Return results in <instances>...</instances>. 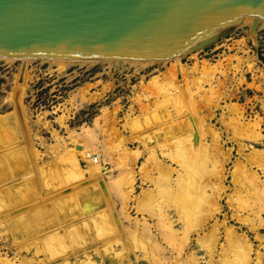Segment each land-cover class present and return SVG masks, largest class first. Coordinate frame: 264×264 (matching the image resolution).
I'll return each instance as SVG.
<instances>
[{
	"label": "rangeland",
	"instance_id": "obj_1",
	"mask_svg": "<svg viewBox=\"0 0 264 264\" xmlns=\"http://www.w3.org/2000/svg\"><path fill=\"white\" fill-rule=\"evenodd\" d=\"M261 19L259 18L256 21L255 34L249 30L251 22L245 18L218 34L214 38L215 40L213 39L194 51L181 54L176 60L169 57V60L166 59L165 61L154 59L143 64L125 61L119 65H116V62L115 64L112 61L101 59L86 61L87 63L75 61L67 63L63 67L64 70L63 68L59 70L55 64H50L40 57H33L26 63V74L28 75L24 80L26 85L23 84L24 82L22 83L23 94L22 92L19 94V86H17L19 80V77H17L18 70L21 68L20 60L0 58V115L8 117L9 125L14 126L11 135L1 134L0 158L4 163L9 162L8 159L11 155L9 151L12 146L18 148L22 144L20 146L26 148L27 141H25V138L27 137L32 146L37 151L42 152L39 165L40 168H43L44 173L35 172L38 184L36 181L31 182L28 185V195L26 197L20 195V199L16 196L19 200L15 199L12 193L13 183L17 181V179H13V177L15 178L13 169H9L6 165L9 167L10 165L6 164L7 169L4 173H0V264H6V262L21 264V261H27L30 258H36L32 264H39L37 260L41 258L45 260V264H50L51 261L46 260L42 254L34 257V250L37 246L43 248L46 245L42 238L47 233H41V230L46 227V224L50 225L54 223V220H56L55 222L58 219L60 220V217L63 216L62 211L67 215L64 216L65 219L62 221V223L65 222L66 232L68 235L73 234L71 236L74 237L69 236L68 241L62 238L63 243L65 242L67 247L70 245H72L71 247L85 245L87 247L85 250L91 255V260L95 261L96 264H110L111 260L107 259L108 261L102 262L99 254L94 253L93 250L97 247L101 250L103 246L106 247V244L109 248H118L121 242L128 239V232H132L134 229H138L134 233L140 232V226L137 225V228L134 224L136 220L140 223L145 220L148 223L150 233L152 235L156 234L153 236L154 240L158 241L159 244L161 242V246H165L163 253L168 255V251H165L169 249L168 243L165 240H160L162 238L159 233L156 214L145 212V210L148 211L149 205H152L150 209L154 210L160 204L159 207L161 206L160 208L168 213V217L172 219L173 227L178 233H181L185 225L183 216L180 217L179 213L177 215L175 206H172V201L169 204L166 202L172 200V196H174L173 193L176 189L174 188L175 176H177V171L182 168V165L181 167L178 165L180 164L179 161L176 162L179 160V157H176L177 152L175 155V149L178 151L176 143L179 140L188 142V146L191 148L192 154L187 158H193V154H197L195 159L199 158L200 154L203 158L205 155H209L207 154L208 150L213 147L209 153L212 154V157L218 158V161L222 162L223 160L222 167H224L221 181L224 189L218 198L219 210L207 218L201 230L188 232V242L187 245H184L182 251L185 253L191 251L195 256H198L197 264H204L207 256L199 243V239H197L196 231L198 234L203 235L216 220L221 237L219 236L220 240L216 245L217 248L211 264H222L221 261H225V257L227 259L226 254L220 253L219 250V242H223L225 238L223 228L225 221L227 226L232 225L239 233L244 232L246 234L254 251L258 250L260 252L264 264V206L260 207V216L249 214L254 217L253 222H243L232 215L234 207L228 203L227 197L228 193H232L233 186L237 185V182L233 180L232 173L235 169L242 168V165L255 171L261 184V181H264V173L254 163L259 155L252 152V149H257L264 155V59H260L257 55L258 51L260 54H264V24H262L264 19ZM178 60L179 63H177ZM194 61H197L196 64ZM177 64L183 65L185 71H177ZM155 75L159 76V83L152 85L150 78ZM159 84H163L165 90L172 85H176L178 90L181 89L182 92L179 93L180 91H178L176 99L165 96L162 98L161 95L156 93V86H159ZM81 88L83 90L86 88L88 95L94 94L96 96L99 94L98 98L82 101L77 94L82 90ZM177 98H181V101L178 99L176 102ZM61 114L65 115L62 122L59 121ZM86 128L91 129L98 140L88 147H91L89 149H93V152H100L98 162L103 164V171H107L104 175L105 178L100 182L101 197L104 199L101 198V202L98 204H100L99 207L104 209L103 213L105 211L107 215L112 216L117 228V230L113 228L111 231L106 229L103 235L98 234L96 230H88V232L85 228H81L79 234L74 230V225L78 224L81 221L80 219L86 218L88 215L95 216V218L99 217L95 214L96 210L80 218L82 216L83 200L79 189L75 188L57 197H54L56 194H53L61 187H66L65 184L67 185L68 181L62 182L65 179L61 177L62 174L60 173V168L68 166V164H62L58 159V155L63 152L61 148L64 146L61 142L56 141L53 132L60 135L66 143L65 146L69 148L80 142L81 138L78 135L76 136V133L84 131V134ZM250 129L256 131V135H252ZM242 130L244 131L243 135ZM213 132L218 134H216V138L212 137ZM118 139L126 148L124 149L126 154L124 150L122 151L126 156L121 152L119 153V149H117L118 152L116 150V152H110L104 147L105 144L114 145ZM113 142L114 144H112ZM215 143L219 144L216 145ZM239 143L244 145L239 146ZM2 147L7 148L1 150ZM88 147L86 146L85 149H88ZM111 148L113 149V147ZM116 154L123 158L117 159ZM108 157H112L117 162L110 163ZM126 160L131 161L130 164H133L132 166L128 165L134 170L135 178L129 195L130 199H127V205L125 204L123 207L126 214H128V218L120 213L122 204L114 193V187L111 186L122 176L123 171L120 174L121 161ZM156 160L160 161L161 167L158 166ZM196 161L198 162V160ZM80 164L82 167H87L83 161ZM34 171L35 169L31 172ZM170 171L171 173L168 174L169 178L171 177L169 187L171 186L172 190L171 188L167 190L172 193L171 195L166 189H162L164 183L161 182L164 175H166L165 172ZM40 174L42 175L41 180L45 178L43 185ZM60 177L62 180H60ZM112 178L114 179L113 183L111 182ZM108 185L109 187H107ZM165 190L170 195V199L167 197L168 194L164 192ZM144 191H147V197L142 196ZM246 195L249 194L246 192ZM155 197L157 201L154 200ZM39 198L41 199L39 200ZM62 199L63 202H61ZM173 199L175 202V196ZM41 200L44 202L43 206L50 209L49 213L51 215L40 214V217L37 216L34 209ZM144 200L146 201L143 202ZM152 200L157 202V205L154 203L149 204ZM235 200L233 204L237 202ZM147 201L149 202L146 203ZM165 203L169 207L164 205ZM145 205L148 209H142ZM105 206L106 208H104ZM138 207H142V211ZM159 207H156L155 210H158ZM84 210L86 209L84 208ZM178 218H182L180 219L181 222ZM27 220L30 221V224L25 227L23 224ZM90 226H92V223ZM107 230H109L108 233ZM59 231L53 228L52 232ZM96 233L99 235L98 237ZM104 234L106 235L104 236ZM95 236L97 239H95ZM102 237L105 240H101ZM84 240L87 241L83 244ZM114 241H116V244ZM110 242L113 243V246H109L111 245ZM137 245H135L137 249L133 245L130 246L132 250L129 251L128 257L133 261L132 264L157 263L153 258H150L152 257L150 253L153 256L156 254L154 248L145 246L147 249L143 248L142 250L141 244ZM183 252L182 258L185 255ZM76 254H79L77 256L78 260L83 258L82 250H79ZM133 254L137 255L136 260H133ZM220 254H222V258ZM142 255H146V258ZM70 256L72 257V255ZM251 256L255 257L253 252ZM71 257H69V260L72 262L73 257ZM218 257H220L219 263L216 262ZM113 258L115 259V257ZM146 259L151 261L149 262ZM166 263L168 264V262ZM173 263L185 264L184 261L180 263L171 261L169 264ZM116 264L119 263L116 262ZM223 264L225 263L223 262ZM249 264L251 263L249 262Z\"/></svg>",
	"mask_w": 264,
	"mask_h": 264
},
{
	"label": "bare ground",
	"instance_id": "obj_2",
	"mask_svg": "<svg viewBox=\"0 0 264 264\" xmlns=\"http://www.w3.org/2000/svg\"><path fill=\"white\" fill-rule=\"evenodd\" d=\"M245 18H247V20H249L250 22L252 21V16L243 15L236 22L238 23V21H240V20L243 21V19H245ZM262 19H264V18H262ZM236 22L234 24H236ZM262 24H264V23L262 22ZM198 48L199 47L194 48L193 50L187 51V53H189L191 51H194V50H196ZM190 54H192V53H190ZM180 55L178 54V55L172 56V57H173L174 60H176L178 58V56H180ZM0 58L8 59V60H13V59L16 58V59L20 60V62H21V66L20 67L21 68H20V70H18L19 73H18L17 77H19L18 78L19 80L17 82V84H18L17 86H19V91H20L19 94H21V92L23 94L24 89L22 91V88H23L22 87L23 86L22 83L24 82L25 77H27V75H28V74H26V71H27L26 63L29 62V60L32 59L33 57H31V56L15 57V56L0 55ZM40 58L42 60L48 61L50 64H55L56 67L59 70L62 69L63 67H65V65L67 63H69V62L77 61V62L81 63V62H86V61L99 60V58L98 59H96V58H69V57H40ZM166 59H168V58H162L161 60L165 61ZM101 60H108V61H112L114 63L116 62L117 64L116 63L115 64L119 65V64H121L122 62H125V61L130 62V63L133 62V63L143 64L146 61H150L151 62L154 59H149V58H102ZM196 62L194 61L195 64H196ZM177 63H179V60H178ZM176 68H177V71H179V72H183V70L185 71L183 65L177 64ZM63 70H64V68H63ZM158 79H159L158 75H155V76L151 77L150 78L151 84L152 85L153 84L157 85V83H159ZM23 84H25V82ZM160 84H159V86H156L157 95L158 94L161 95L162 98H163V96H165L167 98H175L176 99V95H178V91H180L181 89L178 90V87L176 85H172L167 90H165L166 89L165 86L163 84L162 85H160ZM81 89L82 90L80 92H77V94L79 95V98L82 101H88L89 99H92V98L94 99L96 97L98 98V96H99V94H97L96 96L94 94L88 95V92H87L86 88H84V90H83V88H81ZM181 92L182 91H180L179 93H181ZM186 94H188V93H186ZM183 96H184V94H183ZM180 97L182 98L181 94H180ZM181 98H177L176 102L178 101V99L180 100ZM27 113H29V112H27ZM25 116H26V113H25ZM63 117H65V115H63V114H61L59 116V121L60 122L63 121V119H64ZM237 119H239V118L237 117ZM131 121H133V120H131ZM238 122H239V120L237 121V123ZM12 123H14V122H12ZM132 123L134 124V122H132ZM235 126H236V121H235ZM12 127L14 129L13 125L12 126L9 125L8 117H6L4 115H0V137H1V134L2 135H7V136L9 134L11 135L13 133ZM241 127H239V128H241ZM205 128H207V127H205ZM86 130H85L84 134H83L84 131L83 132H77V133L75 132L76 136L78 135L79 138H81V140H79V141L82 143V145L78 141L79 143H77L75 145L73 144L74 146L73 147H69V148L65 146L66 143L62 140V137H60V135H57L55 132H53L56 141L61 142V144L64 146L63 148H61L63 150V152L61 154H59L58 155L59 158L58 157L57 158L60 160V162L62 164L63 163L68 164V166L66 165L67 167L65 166L63 168H60V173L62 174V176L61 175L60 176L64 177L63 179H65V180H62L61 177H60V180H62V182L68 180L67 181V185L65 184L66 187H64V188L61 187L62 189L60 188L57 191H54L53 194L54 195L56 194L54 197H57L59 195L67 193V192H69V191H71V190H73L75 188L79 189V192H81V198L83 200V208H82L83 210L81 212L82 216H80V218L83 217V215L85 216L86 214H89L90 212L96 211V210H97V212L95 214L99 215V217L95 218V216L93 217V216L88 215V217L80 219L81 221L78 224H76V225L73 224L74 225V227H73L74 230L76 231V233L79 234L80 233L79 230L81 228H85L87 231L88 230H90V231L91 230L92 231L96 230V232L98 234H102L103 235V232L106 229H109L111 231L113 228L115 230H117V228H116V224H115L114 219L112 218V216L110 214L107 215V213H105V211L103 213L104 209L99 207L100 204H98V203L101 202V198H103V197H101L102 196V189H101L100 182L103 181V179L105 178L104 175H105V173H107V171L104 172L103 171L104 170L103 169L104 168L103 164L98 162V157L100 155V152H93L94 150L93 149H89L91 147H88V146H91V144L94 141L95 142L98 141L96 139L95 133L92 132L91 129L88 130L86 128ZM53 131H54V129H53ZM249 131L252 132L251 133L252 135H254L255 132H256V131H253L251 129ZM249 131H248V133H249ZM243 132L244 131L242 130L241 131L242 135H243ZM216 134L217 133H214L212 135V137L216 138L217 137ZM1 139H3V138H1ZM120 139H118V141H116L115 144L113 142L112 144H114V145L105 144L104 145L105 149H107L110 152H113V151L116 152L117 149H119V153L120 152L123 153L122 151L124 149H126V148H125V146L122 145V142H121V140L123 138L121 140ZM25 141H27L26 148L24 146H20L22 144H20L18 148L15 147V146H12V149L9 151L11 153V155L9 156V159H8L9 162L6 161L4 163L1 160V158H0V169H3V170H0V173L1 172L4 173L5 169H7V167L9 169H13V172L15 173V178L13 177V179H17V181L14 182L13 186H12V188H13L12 193H13V196L15 197V199H17L16 196L20 199L21 198L20 195H22V196L25 195L24 197H26L28 195V185L31 182H33V181L37 182L38 178L36 179V176H35V172L36 171L41 173V174L43 173V170H42L43 168H40V165H39L40 164L39 162L41 160V156L40 155H41L42 152H40V150L37 151V149H35L32 146V144L28 141L27 137L25 138ZM212 142H214V141H212ZM176 144H177L176 147L178 148V151L175 149V155H176V152H177L176 157L178 156L179 160H177V159H175V160H177L176 162L179 161V163H180V164H178V165H180L179 167H181V165H182V168H180L177 171V176H175L176 180H174L175 181V184H174L175 187L174 188H176V189H175L173 194L175 196V202H177L176 205H175V202L173 201L174 200L173 199L174 196H172V200H170V201L168 200V199H170L169 197L172 194L171 192H168V190H167V189L171 188V186L169 187V185H170L169 184V179L171 177L169 178V175H168V174L171 173V171L166 173L167 172L166 170H168V169L165 170L166 171L165 172L166 175H164V177L162 178L161 182L164 183V185H162V189H166L167 192L170 193V195H169L166 192V190H165L164 192H166V194H168L167 195V197H168L167 200L168 201H166L164 199L163 200L168 202V204H169V202L172 201L171 202L172 206L173 205L175 206L174 208L177 211V215L179 213L180 217L183 216V219H184L183 222H185V225L183 226V228L181 230V233L179 232L180 233L179 234L177 232V230L173 227L172 219H170L168 217V215H167L168 213L164 212L160 208L161 206L159 207L160 204L157 205V202L154 201V200H156V197H155L154 200H152V202L147 201L146 203H148V202H149V204L150 203L151 204L154 203L155 205H157L156 207H159V208H157L158 210H155L156 207L154 209L155 211L150 209L152 205H149L150 208L148 209V207H147L148 204H146L147 206L145 205L144 208H142L143 206L142 207H138L139 209L147 208L148 211L145 210V212L156 214L157 225H158L160 236L162 238L160 240H165L168 243L167 245H168L170 250L168 249V250H165V251H168V253H169L168 255L169 256L168 255H164V253H163V250L165 249L164 248L165 246L164 247L161 246L160 245L161 242L159 244L158 241L154 240L153 236L156 235V234L152 235L150 233L148 223L145 222V220H143L142 223H140V222H138L136 220L134 222V224L136 226L137 225L140 226V232L134 233L138 229H136V230L134 229L132 232H128L129 233L128 235L130 236V239H129V236H128V239H126L123 242H121V244H119L120 246L118 248H113V247L109 248V247H107L108 244H106L105 245L106 247H104V246H103V248L101 247L102 248L101 250L98 247L93 250L94 253L99 254V256L102 259V262H105L107 259H109V260H111L110 264H116V262H118L119 264H132L133 261L130 259V257H128L129 251L132 250L130 246L133 245L134 248H136L135 245L138 246L137 244H139V245L141 244L142 250H143V248L147 249V247L155 249L154 251H155L156 254H154V256H153L152 253L149 252L150 250L148 252L151 254L150 256H152L150 258H153L155 260V262H157L156 264H167L166 262H168V264H169V263H171V261H174L175 263H176V261L178 263H180L181 261H184L185 264H197V257L198 256H195L194 253H192L191 251L185 253L182 250H183L184 245H187L188 232H190V231L192 232L193 230H201L202 226L206 222L207 218H209V216H212L214 213H216L219 210V207H220L219 204L220 203H218V198L220 196V193L224 189L223 188V184H221V181H222V178H223L222 170L224 168V167H222L223 160L221 162V161H218V158L216 159L215 157L211 156L212 154L209 153L210 150L213 149V147L211 145L210 146L212 148L209 147L210 150H208L209 152L207 153L209 155H205V157L202 158L201 157L202 155L200 154V157L199 158L197 157L198 159L197 158L195 159V156H197V154L196 155L193 154L194 157L191 156L193 158H187L188 156H190V154H192L191 148H190V146H188V142L186 143V142H182L181 140H179ZM218 144H216V145H218ZM212 145L214 146L213 143H212ZM242 145H244V144L239 143V146H242ZM86 146L88 147V149H85ZM111 147H113V149ZM5 148H7V147H5ZM5 148H3L1 150H4ZM215 148H217V147H215ZM219 148H221V147H219ZM205 150H207V149H205ZM95 151H97V150H95ZM125 151L126 150H124V153H125ZM105 152H107V151H105ZM136 152H137V150H136ZM252 152H254V154H258L259 155L255 159L254 163L256 164V166L260 167V169L264 173V155L261 152H259L257 149L256 150L252 149ZM217 154H219V153L217 152ZM94 155L97 156V159H96L95 162L92 161V157ZM43 156H45V155H43ZM103 156L104 155L102 154V157ZM118 157H117V159L123 158V157H119V158ZM131 158H134V157H131ZM200 158H202V159H200ZM193 159H195V161L198 160V162L197 161L196 162L193 161ZM109 160H110V163H116L117 162V161L113 160L112 157H110V158L108 157V161ZM128 160H126L124 162L121 161L122 165H121V168H120L121 169V173L120 174H122V171H123L122 176L120 178H118V179L115 178V179H117L115 181V183H113L114 182L113 181L114 180L113 179L114 176L111 179V182L113 183V185H111V186L114 187V193L119 198V200L121 201V204H122V206H121L122 209H120L121 210L120 213H123V216L127 217V218H128V214H126V212L123 209V207L126 204L127 199L129 198V195H130V192H131V189H132V184H133V182L135 180L134 173H133L134 170H132V167L130 168V166L133 165V164H130L132 159H131V161H128ZM81 161L85 162L84 165H87V167L86 166L82 167V165L80 164ZM133 162H134V160H133ZM156 163L158 164L159 167H161L160 161L156 160ZM6 164H9L10 167L8 165H6ZM118 165H120V164H118ZM32 169L33 170L35 169V171L31 172V171H33ZM55 170H56L57 173L59 172L57 169H55ZM60 173H58V174H60ZM41 174H40V180H41V177H42ZM232 174L234 176L233 180L235 182H237V185L233 186L234 189L232 190V193H228L227 194L228 203L231 204V206L234 207V211H232V215L234 217H236L237 219L243 221V222H253L254 217L250 216L249 214H252L254 216H260V207L264 206V181H261L262 182V184H261L259 182V179H258L259 177L256 174V172L253 171L251 168L244 167L243 165H242V168L240 167V169L239 168L235 169ZM57 175H56V177H57ZM11 177H10V179H11ZM107 179H109V178H107ZM7 180H8V178H7ZM43 180L45 181V178ZM43 180H41L42 181L41 182L42 185H43V182H44ZM170 183H172V182H170ZM37 184H38V182H37ZM107 187H109V185ZM108 189H111V188H108ZM171 190H172V188H171ZM103 191H104V188H103ZM246 192L249 195H246ZM46 193H47V190H46ZM43 194H45V193H43ZM146 194H147V191H144L142 196L147 197ZM149 198H150V196H149ZM235 198H237V200H235ZM19 199H17V200H19ZM22 199H24V198H22ZM40 199L41 198H39V200ZM233 199L235 201H237L235 204H233V201H234ZM141 201H142V198H141ZM145 201L146 200H144L143 202H145ZM150 201H151V198H150ZM61 202H63V199L61 200ZM43 203H44L43 200H41L37 204V206H35L36 208L34 207L35 208L34 210H36L37 216H39L40 214L46 215V216L48 214L51 215L49 213L50 209L48 207L46 208L45 206H43ZM166 204L167 203H165L164 205H166ZM139 206H141V205H139ZM167 207H169V206H167ZM84 208L86 210H84ZM104 208H106V206ZM37 209H40L39 210L40 212ZM142 209H141V211H142ZM32 212H34V211H32ZM61 213L63 214V216L60 217V220L59 219L57 220L58 223L55 222L56 220H54V223H51L50 225L46 224L45 228H42V226H44V225L41 226V228H42L41 231L42 232L41 231L40 232L41 233H47L46 236L44 238H42L46 242L47 246L45 245L46 247L44 246L43 248L41 246H37L36 249L34 248L35 249L34 250V257H36L37 255L42 254L45 257L46 260H50L51 261L50 264H79L81 262H83L84 264H96L95 261L91 260V255H89L88 252L85 250V248H87V247H85V245H77V247H71L72 245H70L68 243V245H70V246H68L69 247L68 248L65 245V242L63 243V241L65 239L67 240V238L69 236L72 237V238H74V237L71 236V235H73L71 233H70L71 235L67 234V232H66L67 229H66V227L64 225L65 222L62 223V221H64L63 219H65L64 216H67V215H65L63 213V211ZM150 215H152V214H150ZM42 217H44V216H42ZM91 217H92V219H91ZM50 219H52V218H50ZM87 219H88V222H87ZM180 219H182V218H180ZM180 222H181V220H180ZM91 223H92V226H90ZM27 224H30L29 220H27L23 225L26 227ZM138 226H137V228H138ZM223 226H224L223 228H224V232H225V238H224L223 242H219V248H220L219 250H220V253H225L226 254L227 259L225 257V261L227 260V262H225L223 260V261H221L222 264H223V262L225 264L226 263L227 264H249V262L251 264H263V260L261 258L260 252L258 250L254 251L251 242L247 238L246 234H244V232L239 233L236 230V228L233 227L232 225L231 226H227L225 221H224ZM36 227H37V225H36ZM53 228H56V229H58V230H60L62 232H60V231L59 232H52ZM217 228H218V223L215 220V222H214V224H212L211 228H209L208 231L205 232L203 235L198 234L197 231H196L197 239H199V243L203 247L204 252H205V254L207 256V258L205 259L206 262L204 264H206V263L207 264H211L212 259H213V255L215 253V249L217 248L216 245L218 243V240H220L219 239L220 235H219V232H218ZM109 230H107V233L109 232ZM114 233H116V232L114 231ZM98 234H97V237L99 236ZM105 235L106 234H104V236ZM257 236H259V235H257ZM97 237L95 239H97ZM62 238H64V240ZM90 239H92V238H90ZM102 239H104V238L102 237L101 240ZM109 239H110V236H109ZM74 241H72V242L75 243ZM79 241H78V244H79ZM86 241L84 240L83 244ZM106 241H107V239H106ZM96 242H98V241H96ZM114 243L116 244V241H114ZM103 244H105V243L103 242ZM110 244H111V242H110ZM112 244L109 245V246H113ZM145 246H147V247H145ZM136 249H134V250H136ZM79 250L83 251V258L78 260L77 256H79V254H76V253H78ZM138 250H139V248H138ZM144 252L146 253L147 251H144ZM182 252L185 253L183 258H182ZM252 252L255 255L254 258L251 256ZM172 253H173V255H172ZM217 253H219V252H217ZM70 255H72V257H73V261L72 262L69 260V257H71ZM221 255L222 254H220V257H221ZM142 256L145 257L146 255H142ZM113 257H115L116 260ZM136 257H137V255L133 254V258H134L133 260H136L138 258V257L137 258ZM220 257H218L216 262L220 261ZM37 258H39V257H37ZM179 258H180V260H179ZM35 260H36V258H34V259L30 258V260L21 261V264H32L33 261H35ZM146 260H148V259H146ZM37 261L39 262V264H40V262H42V264H45L44 263L45 260L43 258H41L40 260L38 259ZM77 261H78V263H77ZM6 264H14V263L13 262H10V263L6 262Z\"/></svg>",
	"mask_w": 264,
	"mask_h": 264
},
{
	"label": "water",
	"instance_id": "obj_3",
	"mask_svg": "<svg viewBox=\"0 0 264 264\" xmlns=\"http://www.w3.org/2000/svg\"><path fill=\"white\" fill-rule=\"evenodd\" d=\"M264 0H0V55L162 59L212 41Z\"/></svg>",
	"mask_w": 264,
	"mask_h": 264
},
{
	"label": "trees",
	"instance_id": "obj_4",
	"mask_svg": "<svg viewBox=\"0 0 264 264\" xmlns=\"http://www.w3.org/2000/svg\"><path fill=\"white\" fill-rule=\"evenodd\" d=\"M257 55H258V57H259L260 59H262V60L264 59V54H260L259 51L257 52Z\"/></svg>",
	"mask_w": 264,
	"mask_h": 264
},
{
	"label": "built area",
	"instance_id": "obj_5",
	"mask_svg": "<svg viewBox=\"0 0 264 264\" xmlns=\"http://www.w3.org/2000/svg\"><path fill=\"white\" fill-rule=\"evenodd\" d=\"M96 159H97V156L94 155V156L92 157V161L95 162Z\"/></svg>",
	"mask_w": 264,
	"mask_h": 264
}]
</instances>
